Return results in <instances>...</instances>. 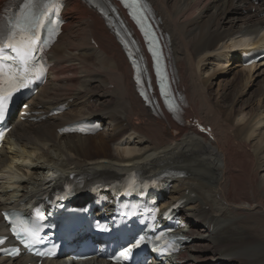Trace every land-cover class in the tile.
I'll return each instance as SVG.
<instances>
[{
    "label": "bare ground",
    "instance_id": "6f19581e",
    "mask_svg": "<svg viewBox=\"0 0 264 264\" xmlns=\"http://www.w3.org/2000/svg\"><path fill=\"white\" fill-rule=\"evenodd\" d=\"M169 1L146 0L157 14L169 44L171 71L187 104L184 115L211 125L214 138L199 133L192 120L181 125L166 112L155 115L153 108L138 95L132 63L118 36L95 8L82 0H68L65 12L72 19L64 26V33L50 51L54 65L49 80L35 98L33 109L37 110L40 104L39 110L48 114L53 107L67 101L71 109L37 124L16 120L10 137L0 149V171H8V181L19 177L16 183L20 185L14 186L21 192L15 189L7 194L6 199H0V210L15 207L26 198L34 201L49 193L54 184H62L71 173L86 179L85 187L80 191L84 200H88L89 185L111 183L130 170L144 173L178 170L185 177L172 180L169 199L173 203L178 199L186 202L187 207L182 213L190 221V226L184 233L193 238L181 253L186 264L199 260H207L208 264H264V177L259 172L263 167L260 160L264 159V140L256 147L251 145V138L255 133V138L259 137L256 135L260 132L241 114L243 112L254 119L257 126L264 124V85L256 104L253 100L248 105L241 104V96L247 87L256 85L260 78L264 80V63H260L259 68L254 65L244 69L240 67L239 59L229 70L224 69L222 63L221 70L215 69L209 78H205L199 69L201 61L226 40L241 38L232 42V47L239 46L240 50L254 47L260 41V38L249 41L247 34H256L263 27L264 0H176L172 7ZM224 48L229 52L217 51L215 62H220L216 61L219 56H222V62H228L233 51L231 46ZM93 56L94 60L90 58ZM216 77L220 78L219 84L224 81L229 85L222 89L218 98L222 95L223 101H228L231 97L225 103L229 108L228 119H236L234 125L244 122L239 127L233 128L232 123L227 127L218 122L221 118L218 103L210 92H206ZM111 83L113 89L106 87ZM231 84L235 86L230 88ZM237 88L243 90L241 94ZM94 99L97 104L90 102ZM117 103L122 104L123 110L112 107ZM219 109L225 116L227 110ZM85 117L100 118L112 129L100 131L96 136L59 132L58 129L68 122ZM128 133L140 140L133 142L134 145L146 139L147 144L139 151L145 147L150 152L145 151L139 156L127 154L129 157L111 152V143ZM105 140L108 149L104 154L92 149L94 145L105 146ZM8 143L13 145L16 155L2 153ZM211 145L217 148L213 149ZM132 149L135 148L125 149V152ZM20 159L35 166L30 169L16 164ZM89 163L97 166L76 170ZM45 171L57 176L47 180ZM30 185L34 188L31 189ZM17 197L19 199L14 200ZM191 201L196 203L189 206ZM2 228L0 212V230ZM6 261L2 258L0 264H6ZM29 262L35 264L28 256L11 264ZM42 264L63 263L57 259L45 260ZM97 264L108 263L97 260Z\"/></svg>",
    "mask_w": 264,
    "mask_h": 264
},
{
    "label": "rangeland",
    "instance_id": "374dc122",
    "mask_svg": "<svg viewBox=\"0 0 264 264\" xmlns=\"http://www.w3.org/2000/svg\"><path fill=\"white\" fill-rule=\"evenodd\" d=\"M175 1L176 0H170L169 1V4H170V6L172 5V4H174L175 3ZM2 1L0 0V3H1ZM172 7V6H171ZM89 23H92V21L90 20V22ZM76 28H77V26L74 28L75 30H76ZM249 37H251V36H249ZM236 40H239V39H234V40H226L227 42H224V45L223 44H220V45H218L217 47V50L214 52V53H212L211 55H209V56H207V57H205L206 59L204 60V61H201V59H199L198 61H201V63H200V65H199V69L201 70H199L200 71V73L202 72L204 75V77L205 78H209L210 77V75L213 73V71L216 69V71L217 70H221L220 69V67H221V64H222V66H223V68L224 69H232V68H234V63L235 62H237V58H235L234 57V55H233V50H235V48H233L232 47V45H233V41H236ZM251 39H249V41H250ZM246 41H248V40H246ZM224 46H231V50L233 51L232 53H230L231 55H230V57L228 58V62L226 63H224V62H222V56L220 57H216V61H220V62H215V56H214V54H216V53H218V52H229V49L228 48H224ZM218 51V52H217ZM76 53H78V50H76ZM92 60H94V56L93 57H90ZM219 65V66H218ZM210 68H212V70H210ZM206 70H208L207 72H206ZM212 72V73H211ZM201 73V74H202ZM81 75H84V74H82L81 73ZM105 75V74H104ZM226 77H228L227 75H226ZM230 78H231V76H229ZM212 81V83L210 84V86H209V88L210 89H208L206 92L207 93H209V95L210 94H212V99H214V101H215V103L217 104V106H218V111H219V114L221 115V118H220V120L218 121L219 123H223L224 125H226L227 127H229L230 125V123H232L233 124V122H235L236 121V119H228L229 118V114H228V112H229V108L225 105V103L226 102H228V101H230L231 100V97L230 98H228V101H223V99L221 98L222 97V95L218 98V95H219V93L222 91V89H227L228 87H229V85L225 82L224 83V81L223 82H221V84H219V81H220V78H214V79H212L211 80ZM218 82V83H217ZM257 84L256 85H249L248 87H247V89H246V92L245 93H243L242 94V96H241V98H242V102H241V104L242 103H244V105H248V103L251 101V100H253V103H257L260 99H259V97L261 96V94H263V85H264V80H261V78L256 82ZM260 83V84H259ZM233 84H231L230 85V88H232V87H234V86H232ZM112 84L111 85H108L107 87L108 88H112ZM221 86V87H220ZM232 86V87H231ZM242 91L243 90H241V89H239V88H237V92H239V94H241L242 93ZM215 96V97H214ZM252 96V97H251ZM255 96V97H254ZM214 97V98H213ZM252 98V99H251ZM248 99H250V100H248ZM97 99H95L93 102H95ZM221 100V101H220ZM246 100H247V102H246ZM216 106V105H215ZM112 107H120L122 110H123V107H122V104L121 103H117V104H114V105H112ZM223 108L224 110H227V113H226V115L225 116H222V109H219V108ZM228 108V109H227ZM241 114H244L245 116H246V121H251L253 124H254V126H255V128L258 130V133L260 132V135H256V136H259V137H256L255 138V134H254V137H252L251 138V145L252 146H254V147H256L255 145H258V144H261V142L264 140V124L262 123V124H259L258 126L254 123L255 122V120L254 119H250V118H248V116L245 114V113H243V112H241ZM262 119H264V115H263V118ZM244 122H242V123H240V125L238 124V123H236L235 125L233 124V128L234 127H239V126H241L242 124H243ZM127 125V124H126ZM110 128V126H107V128H106V132H108L109 130H111V129H109ZM228 130H231V128L230 129H228ZM137 136L136 135H133V136H130L129 135V133H128V135H126L125 137H121V138H119L117 141H116V143L115 142H113V143H111V145H110V151L111 152H115V153H122V154H124L125 156H128L129 157V155H132V156H135V155H141V154H143L145 151H149L150 152V150H149V148L148 149H145V147H144V149H142V151L140 152L139 150H140V148H143V146L145 145V144H147V142H145V139H143V143L142 142H140V143H142V144H137V145H134V143L133 142H135V143H137V142H139L140 140H138L137 138H136ZM260 137H261V139H260ZM124 138H128L129 139V141H128V144L127 145H124V146H120L119 145V143H120V141L122 140V139H124ZM134 140V141H133ZM112 141H113V138H112ZM133 141V142H132ZM110 142V141H109ZM232 144H234V142H231ZM130 145V146H129ZM212 146V145H211ZM91 148V147H90ZM129 148H135V149H132L129 153H127V151L125 152V149H129ZM212 148L213 149H216L217 148V146H215V145H213L212 146ZM92 149H98V150H101V153H105L106 152V150L108 149V142L105 140V146H96V145H94V147L92 148ZM103 154H101V155H99V156H102ZM127 154H129V155H127ZM263 158H264V155L262 156ZM91 158H99V157H95V156H92ZM16 159H18V158H16ZM260 162L262 163V165H263V167H261L260 168V173H261V176L262 177H264V159H261L260 160ZM16 164H18V165H26V166H28L30 169H33V166H35V165H33V164H28L25 160L24 161H22V159H20V160H17V162H15ZM95 166H97V165H94V164H84V166H82V167H80V168H78V169H76V168H69V169H76V170H82V169H84V168H92V167H95ZM28 167H25V169L27 170V168ZM66 168V167H65ZM29 169V171H31ZM67 171V170H66ZM58 172H63V171H58ZM45 176H46V178H47V180H51L53 177H54V175H55V173H47V171H45ZM57 175V174H56ZM5 179H7V178H5ZM8 180V179H7ZM14 182L13 183H16L17 182V180H19V177L17 178V179H12ZM11 180V181H12ZM24 184V183H23ZM13 185H16L17 187L20 185L19 183L17 184H13ZM2 187V186H1ZM4 187V186H3ZM17 187H15L14 189H13V191H15V189H18L17 191H20L21 189L20 188H17ZM30 188L32 189V188H34V186L33 185H30ZM1 189V188H0ZM2 189H6L5 187L4 188H2ZM20 189V190H19ZM3 191H5V190H3ZM2 191V192H3ZM12 191V192H13ZM6 192V191H5ZM21 192V191H20ZM16 194H18V193H16ZM1 195V194H0ZM7 195V194H6ZM256 196V195H255ZM3 198H4V196H2ZM256 197H260V196H256ZM6 199V198H5ZM262 223H263V226H264V219H262ZM2 263V262H1ZM6 264H8V263H6ZM194 264H208V262H206V261H198V263H194Z\"/></svg>",
    "mask_w": 264,
    "mask_h": 264
}]
</instances>
